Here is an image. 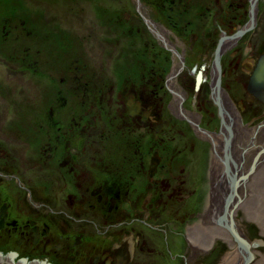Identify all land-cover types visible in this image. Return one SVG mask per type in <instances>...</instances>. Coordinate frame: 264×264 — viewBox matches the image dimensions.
I'll return each instance as SVG.
<instances>
[{"label":"flooded vegetation","instance_id":"af4514ba","mask_svg":"<svg viewBox=\"0 0 264 264\" xmlns=\"http://www.w3.org/2000/svg\"><path fill=\"white\" fill-rule=\"evenodd\" d=\"M150 1L138 0L136 6L149 8L154 15L160 12L158 6L173 10L174 14L167 18L172 29H168V33L155 31L162 37L156 49L161 59L165 53H171L169 60L175 57L178 64L165 73L161 91L157 90L158 87L149 91L148 78L145 77L140 88L135 83H127L113 93V97L122 103L118 113H114V120L124 119L115 123V127L116 124L118 128L128 126L124 128L129 134L142 136L144 158H138L140 154L133 150L134 143L117 157L120 145L109 141L101 155L97 143L88 138L91 133L84 126L83 115L78 114V110L67 111L71 110L69 105L65 110L63 105L67 100L76 103L82 96L81 91H76L72 85L80 86L79 64H56L48 57L47 60L56 67L52 72L62 76L73 73L71 81L69 79L65 84L67 90L57 87L51 97L39 96L42 103H48L45 108L34 101L28 111L0 113V264H149V255L160 246L166 257L177 258L170 253L172 250H186L189 241L184 239L182 231L188 233L189 229L181 228L174 233L178 236L176 240L167 239L172 234L165 237L163 245L156 241V247L145 248L146 244L152 243V236L148 235L149 240L145 236L147 230L158 235V219L165 216L166 202L177 197L174 196L176 186L172 178L176 176L179 181L181 176L176 162L164 153L160 155L154 151L159 156L155 169L147 164V147L153 149L148 143L149 129L155 130L158 125L165 129L172 124L175 133L188 130L195 139L196 135H205L213 159L216 146H220L225 159L215 160L218 166H223L222 170L219 169V179L230 188V199L236 196L238 188L236 190L235 183L244 173L240 174L236 169L229 171L234 163L228 158L229 149L237 143L232 140L233 133L240 134L238 125L241 121L228 93L235 99L241 95L237 102L240 111L244 103L250 104L248 102L253 100V96L247 97L245 92L249 93L246 90L248 79L264 53L261 0H191V3L190 0H157L153 6ZM142 16L146 15L142 13ZM124 18L129 17L124 15ZM154 30L155 26L152 31L147 27V39L141 35L140 29L133 31L138 41L149 43ZM43 49L40 53L48 55V50ZM42 60L45 61L40 56L37 63L33 61L34 64L25 68L36 77V66H47L46 61L41 63ZM159 67H162L161 63ZM198 80L200 83L196 89ZM59 81L63 84L65 79L60 77ZM51 82L56 84L54 78ZM69 90H72L70 96L66 95ZM240 90L242 93L236 95ZM173 98L178 110L172 114L169 106ZM221 101L237 114L238 120L234 124H231V117L224 111ZM187 102H191L195 110L188 108ZM164 103L168 104L167 111L174 118L171 123L162 118ZM8 116L12 121L6 123L4 120ZM192 116H195L193 122ZM183 123L187 124L186 127ZM14 141L19 143L13 145ZM175 150H170L169 156L174 158L181 154L180 149H177L178 153ZM14 165H28L39 172L36 186L40 188L34 185L37 189H30L44 193L35 194L42 202L31 213L27 203L32 194H29L30 190L27 194H18L15 187L20 179ZM145 172L146 175L142 174ZM141 174L145 175L144 179ZM27 180L20 182L29 187ZM171 187L173 193L168 194ZM43 201L45 210L41 211ZM224 214H227L225 209ZM150 216L157 224L145 223ZM191 217L194 218L192 222ZM179 218L197 226L195 214L187 217L179 214ZM157 257L161 261L162 258Z\"/></svg>","mask_w":264,"mask_h":264},{"label":"rangeland","instance_id":"374dc122","mask_svg":"<svg viewBox=\"0 0 264 264\" xmlns=\"http://www.w3.org/2000/svg\"><path fill=\"white\" fill-rule=\"evenodd\" d=\"M137 1L0 0V113H11L19 110L28 111L33 106L32 103L34 101L45 108L48 103H42L41 99L38 98L39 96L45 95V97H51L55 94L57 87L62 88L63 91L67 90L68 86L65 84L69 82V79L71 81L73 73H67L62 76L61 73L52 72V69H56V67L47 58L53 59V56H55L53 60H56V64L72 63L80 65V71L77 72L79 79L82 78L79 81L80 86L72 85L76 91H81L82 96L79 97L76 103H73L75 100H67L63 106L67 110L69 105L71 110L67 111L78 110V114L83 115L84 126L87 132L91 133V135H88V138H90L91 142L97 143L98 149H100L99 153L102 155L104 146L110 144L108 141L120 145L121 150H118L117 157L123 155L128 145L134 143L133 150L137 151V155L140 154L138 158H144L145 148L142 144L144 141L142 136L136 135V133L132 134V132L129 134L128 129L124 128L128 126L118 128V121L123 122L124 119L119 118L114 120V113H118V109L122 106V103L113 97V93H117L119 86L124 87L122 84L119 85L118 82L135 83V80L139 77L137 76V72H139L138 61H143L147 65L156 64L154 65L155 69L159 71L160 68V71L163 73L164 66H166L165 70L168 72L169 68L172 70L174 63L178 64V59L173 57L170 61L169 57L171 53H166L164 59H161L156 49L159 40L162 38L157 33L163 31L168 33V29H172L168 25V19H166L171 15L166 16V18L158 15V13L154 15L149 8H137ZM191 2L193 1L190 0L189 3ZM259 3L263 11L262 14H264V0H261ZM115 13L118 17L116 23L114 18ZM142 13L146 15V23L144 22ZM124 15L129 18L125 19ZM151 18L153 21H151ZM4 19L6 21H3ZM170 19L172 20V18ZM132 25L135 27L132 28ZM262 25L264 26V24ZM153 26H155L154 32L157 31V33H153L155 37L152 36V40L148 44L137 41L135 37L128 33L129 29L136 30L138 28L141 35L147 39V27L152 31ZM120 32H124L125 34ZM46 37L48 38L47 43L51 44V46L42 43L40 48L44 47L48 50V55H43L42 51L40 53L41 49H39L37 42L40 39L43 41ZM71 41L73 44H70ZM146 46L147 48H145ZM155 55L157 56L155 57ZM40 56L45 59L47 66H36L38 72L35 75L36 77H34L33 74H30V70L25 67L30 63L34 64L33 61L37 63ZM45 61L42 60L41 63ZM160 63L162 67H159ZM146 64H144L145 67ZM131 67L134 70L133 74ZM60 77L65 79L63 84L59 81ZM53 78L56 80L55 85L57 86L51 82ZM39 82L43 85H39ZM149 87L152 86L148 82L147 88ZM232 88L235 89V87ZM248 89L247 85L246 90L249 92ZM58 90L60 89L58 88ZM44 91L46 92L43 93ZM71 93L72 90H69L66 95L70 96L72 95ZM240 93H242V90L235 94L239 95ZM160 94L162 95V92ZM75 95L77 94L73 96ZM232 95L228 93V97L235 106L241 121V125H238V132L240 134H235L233 139L237 142L236 145L245 148L241 154L237 151L236 154L238 155H235L238 159H242V161L245 159L240 170H238L241 174L245 173L244 171H248L256 152L264 147V104L250 92L248 94L245 92V96H253V100L248 102L251 105L244 103V108L240 111L237 107V102L240 101L241 95L239 98L236 97V99ZM173 100L174 98L170 102L172 104L169 106V110L172 107V114L174 110H178L177 102H173ZM14 102L17 103L16 106ZM166 105L168 104L164 103L165 115L162 118L167 123H171L170 121H174V118L169 115ZM186 105L188 108L194 109L191 102H187ZM162 108L163 103L160 110ZM197 114H200V112H197ZM9 117L7 120H4L6 123L12 121ZM129 117L134 116L129 115ZM179 118H181V115ZM191 121L193 122V120ZM115 123H117L116 127ZM183 125L186 127L187 124L183 123ZM241 126L245 128H241ZM189 127L191 128V125ZM246 127H249V129ZM173 128L172 124H170L165 129L161 125L156 127V131L152 128L149 129L148 135L152 141L149 142L150 139H148V143L153 149L147 147V164H151L152 168L155 169L154 167L157 165L155 166L154 163L159 159V156L154 151L160 155L164 153L166 157L172 158L176 162L177 172L181 176L178 178L179 181L176 180V176L172 178L173 185L177 188H175L174 196L177 197H172L170 201L166 202L165 216L161 220L158 219V235L147 230L145 236L147 238L148 235L152 236V243L146 244L145 248L148 249L150 245L156 247L154 245L156 241L164 244L166 236L177 233L181 228L188 231V229L195 227L193 223L189 224L190 222L188 223L186 219L181 220L179 214H185V217L189 216V214H195V219L197 220L196 227H201L202 234L207 238L210 235L219 234L206 247L189 241L186 250H172L170 254L177 256L176 260L173 257H166L161 246L156 247L153 253L149 255L148 263L246 264L245 261L248 256L245 258L240 253L236 241L228 229L229 226H225L223 222L219 223L218 221L219 218L222 221L225 202L230 200V188L219 179L221 176L219 169L222 170L223 166L221 164L218 166L215 158L213 159L209 155L211 151L205 135H196L197 138L195 139V135L191 134L188 130L183 129L175 133ZM164 142L167 144L166 146L163 144ZM17 143L19 142L14 141V144L11 142L13 145ZM233 147L232 150L234 151ZM173 149H176L177 153V149H180L181 154L175 155L174 158L169 156V151L172 150L173 152ZM135 155L133 153V157ZM263 157V155L260 156L261 161L264 160ZM14 166L17 169V176L20 181L28 179L26 184L29 187H26L23 182L17 180L18 187H15V189L21 195L27 194V191L30 190L29 194L32 195H29L30 200L27 205L31 213L42 202L35 194L44 193V191H32L36 187L40 188L36 186L39 183L37 179L39 172L28 165ZM262 166L263 163L258 166L259 171L260 169L264 170ZM41 173L43 174L44 170ZM142 174L146 175L147 173ZM142 174L141 178L144 179L145 175ZM249 180L251 178L244 183V188L239 187L238 190L245 189L242 199L244 203H241L248 207L249 215L252 214L253 219L245 215L240 205L235 207L234 219L241 229V236L248 240L252 246L250 251L254 258L247 264H264V228L258 224V222L264 223V176ZM30 187L34 189H30ZM216 187L219 189L217 193L214 192ZM172 188L167 191L168 194L173 193ZM213 194H222V198L219 199L217 204L215 203ZM255 194H257L256 198ZM235 199L237 201L236 196L234 197ZM212 202L215 205L214 207ZM20 204H22V201H20ZM43 204L41 211L45 210V201H43ZM50 206L52 207L53 204ZM171 218L176 222L175 225H171ZM189 220L192 222L194 218L191 217ZM145 223L152 225L155 222L152 221L150 216V219H147ZM177 223L180 225H177ZM215 229H218L219 232L215 231ZM185 233L182 231L184 239H186L188 234ZM225 236H227L226 240ZM177 238L178 236L174 234L167 239L176 240ZM158 255L162 258L161 261L157 260ZM233 256L235 258L231 259ZM228 260L231 261L225 263Z\"/></svg>","mask_w":264,"mask_h":264},{"label":"bare ground","instance_id":"6f19581e","mask_svg":"<svg viewBox=\"0 0 264 264\" xmlns=\"http://www.w3.org/2000/svg\"><path fill=\"white\" fill-rule=\"evenodd\" d=\"M164 37L165 38H167L166 37V35H164ZM168 39V38H167ZM176 64L174 63V65H173V69H175L176 68ZM170 83V85L172 84V82L170 81L169 82ZM225 101V100H224ZM224 101H221V104L224 106V111L225 112H227V113H229V115H230V117H231V124L233 123H235V122H237V120H238V118H237V114L235 113V112H233L225 103H224ZM191 119L193 120L194 118H193V116L191 117ZM234 133H233V136H232V140H233V138H234ZM214 139H215V137H214ZM231 146V145H230ZM233 147V146H232ZM232 147L229 149L230 150V156H229V158H228V160H231L233 163H234V166L233 165H230V170L229 171H231V172H233V170H235L236 169V172H238V170H240V168H241V166H242V163L244 162V160L245 159H243V161H242V159H238V157H236L235 155H238V154H236L235 153V151L237 152H240V154L242 153V150L244 151V149L245 148H243L242 146H240V145H235V147H233L234 148V151L232 150ZM263 149V148H262ZM260 150V152L259 151H257L256 152V154H255V156L253 157V159H252V162H251V167H250V169H248V171H244L245 173H244V176H242L241 178H240V180H238L236 183H235V186H236V190H237V188H239V187H243L244 188V183L245 182H247L248 181V179L249 178H251V180H254V179H258V178H262L263 176H264V170H262V169H260V171L258 170L259 168H258V166L259 165H261L262 163H263V168H264V160H262L261 161V159H259V157L260 156H264V150ZM216 150H217V152L215 153V160L216 161H222V160H224L225 158H224V155H223V152L221 151V147L220 146H216ZM241 150V151H240ZM260 153V154H259ZM259 154V155H258ZM257 155H258V157H257ZM224 158V159H223ZM264 158V157H263ZM261 161V162H260ZM228 163V162H227ZM251 180H249V181H251ZM239 186V187H238ZM219 191V189L216 187L215 188V193H217ZM224 191V190H223ZM245 192V189H239L238 191H237V193H236V197H238L237 198V201H236V199L234 200V197L235 196H232L231 197V199L227 202V203H225V212L227 211V214L223 217L224 218V224L223 225H228V224H231L232 225V231H230V233H231V235L233 236V237H235V236H237L239 239H240V241H245L244 243H246V248L245 247H240L239 246V243L237 242V248L239 249V251H240V253L242 254V255H244L245 256V258L248 256V254H251V255H249V259L252 257V258H254V256L252 255V253H251V251H250V249H251V244H250V242L247 240H245L244 239V237H242L241 236V234H240V227L238 226V224L236 223V221H235V219H234V213H235V207L236 206H239L240 205V207L243 209V211H244V213H245V215L246 216H248V217H250L251 219H253L252 218V214L251 215H249L250 214V212H248V210H247V208L248 207H246V206H244L242 203H244L243 201H242V199H243V193ZM223 193V192H222ZM223 194H225V193H223ZM257 197V194H255V198ZM213 198H214V200L216 201L215 203L217 204V202L219 201V199H221L222 198V194H213ZM262 202H263V200H261ZM242 202V203H241ZM212 205H213V207L215 206L214 205V203L212 202ZM217 207V206H216ZM224 212V211H223ZM219 220V219H218ZM171 225H175L176 224V222H174L173 221V219L171 218ZM258 224L260 225V227L262 226L263 228H264V223H262L261 224V222L259 223L258 222ZM177 225H180V224H178L177 223ZM218 227V226H217ZM215 231H217V232H219V230L218 229H215ZM218 234L219 233H216L214 236H209L208 238L206 237V236H204L203 234H202V232H201V227H193V228H191V229H189V231H188V234H187V241H192V242H194V244H197V245H204L205 247L206 246H208V245H210V243L214 240V238L215 237H217L218 236ZM224 238V237H223ZM226 238H227V236H225V240H226ZM208 239V240H207ZM248 253V254H247ZM235 258V256H233L231 259H234ZM231 260H228L227 262H225V263H228V262H230ZM247 262H248V260H247ZM249 263V262H248ZM258 263H261V262H258ZM247 264V263H246Z\"/></svg>","mask_w":264,"mask_h":264},{"label":"trees","instance_id":"16d2710c","mask_svg":"<svg viewBox=\"0 0 264 264\" xmlns=\"http://www.w3.org/2000/svg\"><path fill=\"white\" fill-rule=\"evenodd\" d=\"M155 2H157V0H152V1H150V4L153 6L154 4H155ZM158 9H160V12H159V14L158 15H160V16H163V17H165L166 18V16H168V15H171V14H174L173 13V10H172V8H169V7H167V6H158L157 7ZM188 14V13H187ZM122 16V15H121ZM172 16V15H171ZM114 18H115V23L117 22V15H116V13L114 14ZM168 18V17H167ZM166 18V19H167ZM3 21H6V19H4ZM2 21V22H3ZM177 21H179V20H177ZM180 22V21H179ZM129 31V32H128ZM127 32L129 33V34H131L133 37H135V39H136V34H135V32L133 31V29L131 30V29H129ZM120 33H122V34H125L124 32H120ZM48 38L46 37L43 41L40 39L38 42H37V45L39 46V49H40V46H42V43L45 45V43L46 44H48L47 43V40ZM137 40V39H136ZM138 41V40H137ZM70 44H73L72 43V41H71V43ZM148 44V43H147ZM48 45H50L51 46V44H48ZM143 45V44H142ZM44 48V47H43ZM145 48H147V46L145 47ZM166 54V53H165ZM157 55H155V57H156ZM53 59H55V56H53ZM53 59H51V62H53V63H55L56 62V60H53ZM138 61V60H137ZM52 64V63H51ZM144 64H146V63H144L143 61H138V63H137V65H138V69H139V72H137V76H139L136 80H135V85L138 87V88H140L141 87V85H142V82H143V78H145V77H147L148 78V82L149 83H151V86L152 87H149V91H151V89L153 88V90L154 89H157V87H158V89L157 90H160L161 91V88H160V86H161V83L163 82V78H164V75H165V73H166V70H165V68H166V66H164V71H163V73H162V71H160L161 69L159 68V71L157 70V69H155V66L154 65H156V64H151V65H147L146 64V67L144 66ZM141 66H142V68H141ZM131 69H132V74L134 73V70H133V67H131ZM159 72H160V74H159ZM118 84L119 85H123V86H125L126 84H127V82L126 81H121V82H118ZM159 91V92H160ZM150 139V138H149ZM152 141V139H150L149 140V142H151Z\"/></svg>","mask_w":264,"mask_h":264},{"label":"water","instance_id":"95a60500","mask_svg":"<svg viewBox=\"0 0 264 264\" xmlns=\"http://www.w3.org/2000/svg\"><path fill=\"white\" fill-rule=\"evenodd\" d=\"M143 19L145 21V17ZM216 55L218 57V52L216 53ZM199 83H200V80L197 81L196 88L199 87ZM248 88H249L248 89L249 92L254 97L258 98L264 104V53L262 54L255 71L253 72L252 76L250 77V80H249V83H248ZM262 150H264V148ZM258 155H257V157H258ZM157 160L154 163L155 166L157 165ZM225 215L226 214H224L223 217ZM223 217H222V221H221V219L219 220V223L220 222L222 223L224 221ZM226 226H229L228 227L229 231H232V225L231 224H228ZM235 240H236V242L239 243L240 247H245L246 248V243H244L245 241H240V239L237 236H235ZM249 255H251V254H248V258L246 259L245 263H248L252 259V257L249 259ZM247 260H248V262H247Z\"/></svg>","mask_w":264,"mask_h":264}]
</instances>
